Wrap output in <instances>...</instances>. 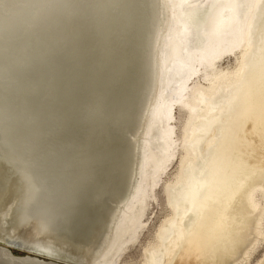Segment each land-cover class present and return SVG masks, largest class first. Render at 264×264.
<instances>
[{
	"label": "bare ground",
	"instance_id": "1",
	"mask_svg": "<svg viewBox=\"0 0 264 264\" xmlns=\"http://www.w3.org/2000/svg\"><path fill=\"white\" fill-rule=\"evenodd\" d=\"M17 1L19 6H15L17 10L12 13L14 15L0 19V29L7 26L18 28L27 20L29 24L25 27L30 29L29 36L37 34L35 36L40 45L36 46H39L40 59L44 63V57L47 59L56 51L53 48L58 46L59 50V47H66L64 43L73 33L74 25L65 20L66 15L60 8L67 5V0ZM69 2L71 4V0ZM154 2L156 4L151 18L156 21V31L150 35V49L147 51L150 73L147 77L145 72L141 75L144 82L147 78L150 92L138 126V138L132 149L134 167L132 164V170L119 184L121 191L126 194L119 198L117 204L115 202L112 209L111 202L116 198H112L114 195L111 197L100 225L90 234L77 238L81 239L82 246L74 244L63 247L56 238H71L75 234V226L89 213L94 202L87 203L85 198L88 197H82L86 203L81 199L83 203L71 207L74 201L72 197L75 196L68 197L70 191L65 194L62 189V194L58 193L56 190L58 188L60 191L61 187H56L58 183L54 184L55 191H36L29 186L38 174L31 171L42 166L25 170L30 164L23 168L19 159L18 163L7 159L8 171L15 170L17 178L12 185L3 182L6 174L0 179V264H69L74 260L79 263L85 260L86 264H116L121 254L136 243L144 229L150 193L159 182L169 160L174 157V151L178 152V171L171 183L165 182L162 186L171 213L159 225L155 243L143 248L141 264H227L228 260L233 261L231 264H238V261H234L236 250L247 239L253 240L252 243L256 241L264 211L255 199L257 191L264 195V0ZM67 11L69 13L70 10ZM22 51L24 53V49ZM27 52L24 54L27 55ZM231 53L235 58L232 70L215 66L219 58ZM77 62L82 69L78 75L80 81L86 67L80 61ZM200 75L203 82L193 80ZM76 77L70 79H75L77 83ZM62 94L65 95L64 92ZM59 98H62L61 95ZM175 104L187 113L180 127L179 139L174 136L175 126L171 122L174 117L171 110ZM50 106L53 107L49 103ZM68 108L70 110V106ZM31 115L34 117V114ZM1 116L0 128L4 127V130L0 129V132L3 135L6 123L2 124ZM9 117L12 118L11 115ZM17 119L20 123L26 121L23 114L19 117L17 115L12 121ZM5 136L0 137L2 142L6 141ZM9 145H6V152L11 157L12 147ZM254 172L262 176L260 181L253 180L256 178L251 176ZM119 177L112 180L115 186ZM75 180L81 182L82 178ZM104 180L107 181L103 178V183ZM62 181V185H66ZM71 187L73 190L74 185ZM23 227H28L25 230L28 232L27 237L24 238L25 244L28 243L31 248H27L28 253L18 255L12 251L15 246L9 240L14 239ZM47 240H50V244ZM250 247L244 253H248ZM85 249L88 253L93 251L88 256Z\"/></svg>",
	"mask_w": 264,
	"mask_h": 264
},
{
	"label": "rangeland",
	"instance_id": "2",
	"mask_svg": "<svg viewBox=\"0 0 264 264\" xmlns=\"http://www.w3.org/2000/svg\"><path fill=\"white\" fill-rule=\"evenodd\" d=\"M16 1L4 0L3 2V0H0V5H3L2 7L0 6V19L14 15L12 13H15L19 6L18 1ZM69 1L67 0L66 6L64 5L60 8L63 14L69 18L67 20L64 15L65 20L71 22L72 26L74 25V28L71 26L74 35L71 33V37L64 43L66 47L62 46L58 48L60 51L57 50L58 46L53 48V50L55 49L57 51V53L56 51L52 52L54 57L51 55L46 59L43 56L44 63L40 59L41 53L39 52L40 49H38L39 46H36L40 45L38 38L35 36L37 34L33 33L29 36L28 33H31L29 31L30 29L28 26L25 27L29 24L27 20L18 28L7 26L4 29H0V48H3L0 49V114L2 115L0 116L3 118L2 124L6 123L5 125L3 124L6 127V131L3 135L0 132V137L6 135V141L3 140V142H6L8 145L10 143L12 144L9 145V147H12L11 157H9L6 152L7 144L5 143L6 145H4L1 141L2 139H0V153L3 155L0 154V159H3V161L0 160V179L6 174L7 177L3 181L6 185L16 183L17 177L15 170L11 169V172H9L6 166L9 163L7 159L12 160L14 163L19 159L23 168L30 164L29 167L26 166L25 170L42 166L40 169L35 168L31 171L32 173L35 172L38 174L35 175V179L29 186L34 187V190L42 191L44 189L43 191H45L46 189V191H55L56 187L61 186L59 187L60 191L58 188L56 190L58 193L62 194L61 191L63 190L62 192L65 191L64 193L66 194V191H70L67 193L68 197H71V195L77 197H72L75 203L72 199L73 202H71L74 204H71V207H77L83 202H94L89 213L85 214L82 217L83 219H80L81 223L75 226V234L71 238L68 237L63 240L60 237L56 238L59 241L58 243L63 247L75 246L77 244L82 246L81 239L77 238L88 233L90 234V231L100 225V221L106 212L105 208L112 200L111 197L114 195L112 198L116 199H113L114 201L111 202L110 209L114 207L115 202L116 204L118 203L120 197L126 194V192L121 191L122 188L119 187V184L122 183V180L129 173V170H132L134 160L133 145L137 140L136 137L138 138V126L144 114L150 92V89L148 90L147 78L144 82L141 75L145 72V77H147L150 73L151 65L150 58L148 57L149 52L147 53V51L148 48L150 49V35L152 36L156 31V21L151 18L154 5L156 4L154 2L155 0L151 2H148V0H85V3L83 0H71V4ZM76 6L79 7V10ZM67 7L70 9H67ZM67 10H70L69 13ZM82 12L86 14L84 15ZM83 19L85 22H83ZM75 26H77V29ZM80 26L82 27L80 28ZM16 29L18 30L16 31ZM26 32L28 35H26ZM22 33L25 37H22ZM81 37L84 38L82 39ZM68 42L69 44H67ZM74 43L77 48L74 47ZM28 46L32 47L30 48ZM21 48L24 49V53L25 51L30 52H27L29 57L25 55L26 53H23ZM28 48L31 50L34 48L35 51H30V49L25 50ZM4 49L7 51H4ZM42 52L45 51L43 50ZM21 53L25 56H22ZM38 55L39 57H37ZM227 55H224L216 61L215 66L217 68H223L224 70L233 69L235 66V58L232 53ZM77 60L81 62L83 67H86L80 81L78 75L82 69L78 65ZM70 77L71 79L76 77L78 82L76 83L75 79L71 80ZM196 79L193 80L203 82L201 81L203 80L201 75ZM153 90L154 88H152L151 92ZM62 92L65 93L64 96ZM60 95L62 98H59ZM58 99L62 101L60 100L59 102ZM49 103L53 106H50L52 110L49 108ZM58 103L62 108H60L61 106ZM61 103H63L64 107ZM43 105L46 106L44 107ZM67 105L70 106V110ZM45 109L47 112L44 111ZM59 110L62 112L60 113ZM25 112H28V114ZM171 112L174 114L173 120H171L173 126H175L174 136L175 138L178 136L177 139H179L180 127H182L187 113L178 104L173 106ZM20 114L25 116L26 121H22L23 123H20L18 119L15 122L12 121L17 115L19 117ZM31 114H34V117ZM37 114H40V116ZM10 115L12 118L9 117ZM56 121H59L57 125ZM48 123L51 125H48ZM0 129L4 130V127ZM177 153L174 151V157L169 160L166 169L163 170L164 173L162 172L160 176L159 182L153 186L146 216H144L147 217L145 227H143L144 229L141 230L136 243L121 254L116 264H141L143 248L152 245V242L153 244L155 243V235L159 225L171 213V208L167 202L163 187L164 184L171 183L176 176L179 160ZM89 172L91 177L89 176ZM72 174L73 176L78 175L79 177H73L71 176ZM118 176H120L119 182L115 186L112 180L114 178L117 179ZM251 176L256 177L253 179L255 181L262 179V176L256 172ZM74 178L79 180L82 178L81 182L85 178L87 179L83 181L84 183L77 180L78 183ZM88 178L92 180H88ZM103 178L107 179V181L104 180V183L102 182ZM61 181L66 185H62ZM70 181L71 183L69 184ZM55 183H60L61 185ZM54 184L56 187H54ZM73 185L72 190L71 186ZM80 185L81 187H79ZM95 185L99 187L97 188ZM72 191H74V194ZM255 193L257 194H255V199L258 201V205L261 209H264V195L258 191ZM65 197L67 198L66 195ZM82 197H88L85 198L86 202ZM27 228H21L18 230L16 237L9 240L13 244V247L15 246L12 248L15 254L24 255L29 252L27 248H31V245L27 243L28 241L25 244L26 239L24 237H27L28 232L25 231ZM258 229L259 232L256 235V241L254 243H252L253 240L247 239L236 250L237 253L234 255V261H238V264H264V211ZM68 239L69 241H67ZM47 241L50 244V240ZM250 245L251 247L247 250L248 253H244V250ZM85 251L89 256L93 250L89 251L90 253H88L87 249ZM74 261L72 263L69 262V264H86L84 263L85 260L81 263H79L80 261H75L74 263ZM231 262L233 261L228 260L227 264H231Z\"/></svg>",
	"mask_w": 264,
	"mask_h": 264
},
{
	"label": "flooded vegetation",
	"instance_id": "3",
	"mask_svg": "<svg viewBox=\"0 0 264 264\" xmlns=\"http://www.w3.org/2000/svg\"><path fill=\"white\" fill-rule=\"evenodd\" d=\"M2 191V190H1Z\"/></svg>",
	"mask_w": 264,
	"mask_h": 264
},
{
	"label": "water",
	"instance_id": "4",
	"mask_svg": "<svg viewBox=\"0 0 264 264\" xmlns=\"http://www.w3.org/2000/svg\"><path fill=\"white\" fill-rule=\"evenodd\" d=\"M9 251V250H8Z\"/></svg>",
	"mask_w": 264,
	"mask_h": 264
}]
</instances>
